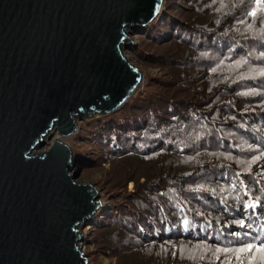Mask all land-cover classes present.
I'll return each mask as SVG.
<instances>
[{"label":"trees","instance_id":"16d2710c","mask_svg":"<svg viewBox=\"0 0 264 264\" xmlns=\"http://www.w3.org/2000/svg\"><path fill=\"white\" fill-rule=\"evenodd\" d=\"M134 34L165 81L83 122L125 191L107 190L91 247L112 264H264V0H165Z\"/></svg>","mask_w":264,"mask_h":264},{"label":"water","instance_id":"95a60500","mask_svg":"<svg viewBox=\"0 0 264 264\" xmlns=\"http://www.w3.org/2000/svg\"><path fill=\"white\" fill-rule=\"evenodd\" d=\"M165 0H0V264H88L78 227L102 202L56 139L122 109L143 83L128 34Z\"/></svg>","mask_w":264,"mask_h":264},{"label":"rangeland","instance_id":"374dc122","mask_svg":"<svg viewBox=\"0 0 264 264\" xmlns=\"http://www.w3.org/2000/svg\"><path fill=\"white\" fill-rule=\"evenodd\" d=\"M155 21V20H154ZM153 21V22H154ZM128 40L125 41V46L123 47V53L127 60L137 67L143 74L144 81L139 86V88L135 91L132 97L136 94V92L140 91L142 93L146 92H154L155 90H160V83L165 78V75L161 70L156 67L151 66L144 58H138L136 53H140L144 55L141 45V40L134 33L128 34ZM160 87V88H159ZM131 97V98H132ZM130 98V99H131ZM129 99V100H130ZM128 100V101H129ZM126 105V104H125ZM121 110V109H120ZM116 113V112H115ZM114 113V114H115ZM113 115V114H111ZM101 117H93L90 119H83L81 121H76L78 124V131L69 137H59L55 132L52 134L51 138L44 139V145L40 148H36L32 154H41L46 152L49 147L54 143L56 139H60L62 142L68 144L71 148L72 154L74 157L79 158L80 165L78 168L80 169L79 176L76 177L75 181L78 184H91L96 189L99 190L100 197L99 199L102 202L101 208L98 209L96 215H98L102 210H110L111 209V200L105 198L106 192L109 189V194L114 193V197L118 198L123 197L125 191L123 189L122 184L119 187H114L115 181H110L108 177L110 176V169L112 168L110 165L103 163L101 158H98V149L92 146L90 139H85L90 137L89 134L82 132L83 122H88ZM122 172L124 176H126L127 172L125 167L116 166L114 167ZM143 181V180H142ZM127 192H133V184L129 183L127 186ZM96 215L94 217H96ZM88 224L82 229L78 227V235L82 237V240L78 242V246L81 248L84 256L88 260V264H112L113 260L102 256L98 253L95 247H91V238H92V227ZM97 257V258H96Z\"/></svg>","mask_w":264,"mask_h":264},{"label":"snow or ice","instance_id":"6c2138e0","mask_svg":"<svg viewBox=\"0 0 264 264\" xmlns=\"http://www.w3.org/2000/svg\"><path fill=\"white\" fill-rule=\"evenodd\" d=\"M259 4H260V0H257V5L259 6ZM255 14H256V10L255 9L252 12L249 13L250 16H254ZM213 71H215V69ZM249 207H253V205H249ZM241 226H243V221H241ZM253 247H254L253 244L249 243V244H247L246 247L236 249L235 252L237 254V258H240L239 257L240 253H247V252L252 251ZM216 251L217 252H220V251L227 252L229 250L228 249H223V250L216 249ZM256 251L261 253V254H264V243H262L260 245V247L256 248ZM241 264H243V262H241Z\"/></svg>","mask_w":264,"mask_h":264},{"label":"bare ground","instance_id":"6f19581e","mask_svg":"<svg viewBox=\"0 0 264 264\" xmlns=\"http://www.w3.org/2000/svg\"><path fill=\"white\" fill-rule=\"evenodd\" d=\"M144 81V80H143Z\"/></svg>","mask_w":264,"mask_h":264}]
</instances>
